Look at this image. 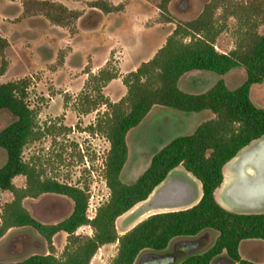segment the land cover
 <instances>
[{"label": "trees", "instance_id": "16d2710c", "mask_svg": "<svg viewBox=\"0 0 264 264\" xmlns=\"http://www.w3.org/2000/svg\"><path fill=\"white\" fill-rule=\"evenodd\" d=\"M257 6L258 18L247 11L242 19L232 11L238 20H244L245 27L240 29L235 47L224 52L214 47L222 28L212 19L216 3H207L196 17L177 24L150 58L122 75L126 92L117 101L108 100L101 89L119 77L118 71L105 65L97 73L88 74L84 88L92 83L99 99L83 96V111H90L97 103L107 107L95 126L109 142L104 159L109 197L92 219L86 215L88 196L83 188L46 176L35 163L23 159L24 147L43 134L36 110L27 100L28 78L0 82V110L5 109L13 116L0 129V148L6 154L0 166V191L12 194L1 206L0 238L12 227H29L48 246L47 253L33 252L0 264H90L101 245L113 242H117V252L111 264H134L140 253L162 252L173 240L195 237L203 230L216 233L212 244L192 252L189 249L193 246L183 243L180 250L186 252L178 256L176 264H211L221 257L235 264H264L244 259L238 251L244 239L264 241V211H231L214 195L223 182V166L242 148L264 135V106L256 105L250 97L251 87L264 80V32L257 30L264 24V0ZM5 43L0 37V47ZM4 65L2 61L0 73L4 72ZM236 67L244 69L245 79L234 88L222 77L201 92L184 90L178 84L187 72L204 70L224 75ZM153 105L186 113L206 109L213 117L199 123L192 133L163 144L152 153L145 170L133 182L125 183L120 179V172L128 157L127 132L144 119ZM178 165L199 180L202 190L199 200L187 208L150 214L119 234L115 225L117 217L145 200ZM17 175L24 176L23 186L14 184L13 178ZM47 192L65 195L73 202L70 214L55 223L37 220L23 204L25 197ZM82 225H89L92 234H76ZM60 231L66 233V243L61 254L55 255L52 236Z\"/></svg>", "mask_w": 264, "mask_h": 264}, {"label": "rangeland", "instance_id": "374dc122", "mask_svg": "<svg viewBox=\"0 0 264 264\" xmlns=\"http://www.w3.org/2000/svg\"><path fill=\"white\" fill-rule=\"evenodd\" d=\"M260 1L0 0V36L6 40L0 47V66L5 61L0 82L28 78L27 100L30 107L36 110L37 123L43 131L38 140L24 147L23 159L35 163L46 176L83 188L88 196L86 215L93 216L109 197L104 176V159L109 142L95 126L107 107L97 103L90 111H83V96L89 95L91 100L99 99L92 83L84 88L88 74L97 73L105 65L118 71L119 77L110 80L101 89L104 97L117 101L126 92L122 75L157 50L177 24L200 14L207 3H216L212 19L215 25L222 27L214 47L226 52L235 47L240 29L245 27L244 20H238L231 14L232 11L242 19L247 11L258 18L257 5ZM100 5L105 7L100 8ZM257 30L263 33L264 24H260ZM219 77L234 88L245 79V71L241 67L224 75L193 71L185 76L180 86L187 91L201 92ZM250 97L256 105L264 106V80L251 87ZM211 117L213 114L206 109L186 113L153 105L146 117L127 132L128 157L120 179L125 183L133 182L149 165L154 151L174 137L192 133L199 123ZM12 120L9 111L0 110V129ZM5 158V151L0 148V166ZM227 163L223 166V176ZM176 169L185 172L183 166ZM13 182L23 186L25 178L17 175ZM222 184L214 194L220 204ZM11 197L9 191H0V211L2 204ZM144 203H136L118 218L117 228H122L125 222L134 226L156 212L183 207L142 210ZM23 204L33 217L43 223L60 221L70 214L73 206L69 197L49 192L25 197ZM225 206L235 212L264 211V206ZM75 233L90 235L92 228L82 225ZM65 243L66 234L58 232L52 236L55 255L61 254ZM206 246H209L207 241L201 240L189 251L196 252ZM33 252L47 253L48 246L29 227H12L0 238V261L18 260ZM116 252L117 243L109 244L96 251L90 264H111ZM185 252L175 255L182 256ZM223 261L219 259L216 264Z\"/></svg>", "mask_w": 264, "mask_h": 264}, {"label": "crops", "instance_id": "0c3cea01", "mask_svg": "<svg viewBox=\"0 0 264 264\" xmlns=\"http://www.w3.org/2000/svg\"><path fill=\"white\" fill-rule=\"evenodd\" d=\"M154 51H153V53H154ZM153 53L151 55H149L145 60L150 58L153 55ZM139 63L140 62H137L135 65H133L131 70L135 69L139 65ZM189 73L190 72H187L183 76H181V78L179 79V82H178L179 87H181L180 85H181L182 80ZM178 166H182V165H178ZM176 167H174L173 169H171L168 172L165 179L163 181H161L157 186H155L153 191H156L159 189L160 190L159 195L161 196V198H165L167 196L170 198L171 197L175 198L176 200L179 201V203H181L179 206H183L182 207V209H183V208H187V207L194 205L199 200L201 193H202V190H201V184H200L199 180H197L191 173H189L185 169H184V171H185L184 173L182 171L181 172L175 171V170H177ZM175 192H179V194L176 195V194H174ZM214 194H215V192H214ZM219 194H220V199H221V205L223 207L227 208L225 206V204L228 205V203L222 198L221 192ZM150 197H151V193L143 201L150 199ZM140 202H142V201H140ZM172 207H178V206H170L167 208H172ZM167 208H164V209H167ZM153 209H155V208H153ZM156 209H163V208H156ZM125 213L118 216L116 221L118 220V218L123 216ZM116 221H115V225H116V229H117L119 234H122L123 232L128 230L130 227H132V225L130 226L128 224V222H125L124 226L122 228H117ZM60 232L66 234L63 231H60ZM214 235H215V233L212 230H203L202 232L197 234L195 237L177 238L171 242L172 243L171 245L176 244V245L182 246L183 243L191 244V243H194L195 240H198V242L200 243L201 240H205V241H207L208 245L210 246L212 244L214 238H215ZM116 243L117 242H113V244H116ZM199 243H198V245H199ZM109 244H112V243H105V244L101 245L97 250H100L101 248H106ZM191 245L194 247L193 244H191ZM209 246H206L205 248L200 249L199 251L204 250V249L208 248ZM238 251H239L240 256L244 259L255 261V262H264V241H262L260 239L251 238V239L242 240L239 243ZM220 259H224V258L221 257ZM95 264H100V263L95 262Z\"/></svg>", "mask_w": 264, "mask_h": 264}, {"label": "bare ground", "instance_id": "6f19581e", "mask_svg": "<svg viewBox=\"0 0 264 264\" xmlns=\"http://www.w3.org/2000/svg\"><path fill=\"white\" fill-rule=\"evenodd\" d=\"M232 167L224 173L222 198L230 205L242 208L264 206V136L242 149L231 161Z\"/></svg>", "mask_w": 264, "mask_h": 264}, {"label": "water", "instance_id": "95a60500", "mask_svg": "<svg viewBox=\"0 0 264 264\" xmlns=\"http://www.w3.org/2000/svg\"><path fill=\"white\" fill-rule=\"evenodd\" d=\"M256 140H254V141H256ZM242 149H244V148H242ZM232 159H230L229 161H231ZM259 173H260V176H264V168L263 169L261 168L259 170ZM159 191H160L159 189L156 190V191L152 190L151 197H150V199L145 201V203L142 205V207H141L142 210H150V209H153V208H167V207H170V206H179L181 204V203H179L178 200H176L175 198H172V197L170 198V197L167 196L165 198H161V196L159 195L160 194ZM174 194L178 195L179 192H175ZM171 244L172 243L169 244V247L171 246ZM178 259L179 258H176L173 255L172 252H169V250L166 249V251L161 254V256L159 258V261H157V262H155L153 264H176L178 262ZM219 264H235V263H233V262H224V263H219Z\"/></svg>", "mask_w": 264, "mask_h": 264}, {"label": "flooded vegetation", "instance_id": "af4514ba", "mask_svg": "<svg viewBox=\"0 0 264 264\" xmlns=\"http://www.w3.org/2000/svg\"><path fill=\"white\" fill-rule=\"evenodd\" d=\"M1 37V36H0ZM2 38H4V37H2ZM5 39V38H4ZM231 167H232V163L231 164H227L226 165V172H229L230 170H231ZM221 189H226L225 187H223V186H221ZM198 240H195L194 241V243H191V244H193L194 246H198ZM179 247V248H178ZM180 247L181 246H179V245H171L167 250H169V252H172L173 253V255L176 257V258H178V255H175V254H177V253H180L181 252V250H180ZM166 250H164V251H162V252H158V253H156V254H150V253H148V252H143V253H140L139 255H138V257H137V259H136V261H135V263L134 264H153V263H155V262H157V261H159V258H160V256H161V254L163 253V252H165ZM220 258H218V259H215V260H213L212 261V264H216V262H217V260H219ZM224 262H231V261H229V260H225L224 259V261L222 262V263H224ZM219 264V263H218Z\"/></svg>", "mask_w": 264, "mask_h": 264}, {"label": "built area", "instance_id": "2783aa9c", "mask_svg": "<svg viewBox=\"0 0 264 264\" xmlns=\"http://www.w3.org/2000/svg\"><path fill=\"white\" fill-rule=\"evenodd\" d=\"M86 210H87V208H86ZM94 216H95V213L93 214V216H89V215H87V217H88L89 219H92Z\"/></svg>", "mask_w": 264, "mask_h": 264}]
</instances>
